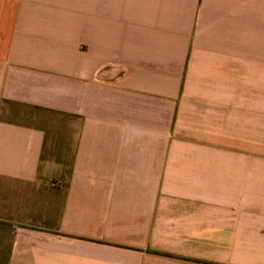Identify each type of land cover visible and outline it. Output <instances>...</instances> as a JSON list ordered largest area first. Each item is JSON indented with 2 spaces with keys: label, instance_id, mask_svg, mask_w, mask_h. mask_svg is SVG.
Returning <instances> with one entry per match:
<instances>
[{
  "label": "crops",
  "instance_id": "obj_1",
  "mask_svg": "<svg viewBox=\"0 0 264 264\" xmlns=\"http://www.w3.org/2000/svg\"><path fill=\"white\" fill-rule=\"evenodd\" d=\"M0 264H264V0H0Z\"/></svg>",
  "mask_w": 264,
  "mask_h": 264
}]
</instances>
